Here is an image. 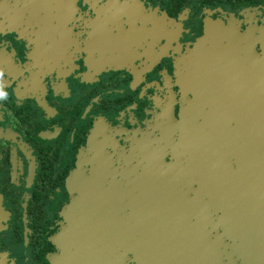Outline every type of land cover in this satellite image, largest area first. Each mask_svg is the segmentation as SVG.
<instances>
[{
  "label": "flooded vegetation",
  "instance_id": "1",
  "mask_svg": "<svg viewBox=\"0 0 264 264\" xmlns=\"http://www.w3.org/2000/svg\"><path fill=\"white\" fill-rule=\"evenodd\" d=\"M0 73V264H53L96 183L131 264L179 236L211 247L218 207L253 187L239 147L264 108V0H0Z\"/></svg>",
  "mask_w": 264,
  "mask_h": 264
},
{
  "label": "water",
  "instance_id": "2",
  "mask_svg": "<svg viewBox=\"0 0 264 264\" xmlns=\"http://www.w3.org/2000/svg\"><path fill=\"white\" fill-rule=\"evenodd\" d=\"M248 112L250 139L248 144L239 148L242 155L247 152L244 162L248 171L246 176L249 177L253 187L244 193L243 206L239 205L233 210L218 207V213L222 212L226 215L233 213V215L224 219L219 216L223 232L220 233L218 228L216 241L211 242V247L208 242L198 237L186 242L182 236H179L176 240L152 242L151 244L157 247L156 252L153 255L140 253L142 262L145 261V264H264V108L258 110L257 102H253ZM217 167L219 169L217 175L224 174L219 163ZM206 184L208 186V182ZM79 193L80 196L72 201L67 210H64L65 217L70 213L72 220L70 222L66 217L68 225L58 237L62 253L56 256L53 264H131L133 241L129 239L131 230L123 221L124 208L120 209V219L115 216V223L113 219H107L111 212L116 213L117 194L101 191L98 183ZM222 195L226 197L225 194ZM124 198V194L120 193V201L123 202ZM117 221L120 238L113 234V228H118ZM231 222L232 224L227 225ZM140 244L142 248L146 246L144 241ZM141 263L137 260V264Z\"/></svg>",
  "mask_w": 264,
  "mask_h": 264
},
{
  "label": "rangeland",
  "instance_id": "3",
  "mask_svg": "<svg viewBox=\"0 0 264 264\" xmlns=\"http://www.w3.org/2000/svg\"><path fill=\"white\" fill-rule=\"evenodd\" d=\"M221 156H222V155H221ZM219 159H220V157H219V158H213V161H212L210 164H211V165H215V164H217V163H218L217 161H218ZM223 161H224V164H225L227 160L224 159ZM215 168H216V172H218V171H219L218 167L216 166Z\"/></svg>",
  "mask_w": 264,
  "mask_h": 264
},
{
  "label": "clouds",
  "instance_id": "4",
  "mask_svg": "<svg viewBox=\"0 0 264 264\" xmlns=\"http://www.w3.org/2000/svg\"><path fill=\"white\" fill-rule=\"evenodd\" d=\"M0 75H2V73H0ZM0 95H3V93H0Z\"/></svg>",
  "mask_w": 264,
  "mask_h": 264
}]
</instances>
